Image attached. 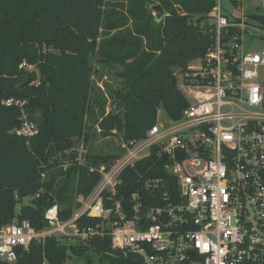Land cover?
<instances>
[{
    "label": "trees",
    "instance_id": "obj_1",
    "mask_svg": "<svg viewBox=\"0 0 264 264\" xmlns=\"http://www.w3.org/2000/svg\"><path fill=\"white\" fill-rule=\"evenodd\" d=\"M157 4L165 11L160 19ZM215 5L216 0H0V229L18 218L41 231L53 204L61 220L73 216L75 194H90L101 179L89 166L109 165L117 156L90 152L92 136L144 137L161 107L180 118L188 99L175 73L207 51L211 38L199 32ZM250 18L264 28V14ZM28 66L38 77L20 86ZM103 72L116 75L122 86L106 82L103 91L94 79ZM110 97L114 108L107 111ZM9 98L25 101L36 135L13 132L22 114L19 105L4 104ZM82 143L85 162L79 164ZM154 160L151 155L143 163ZM66 161L71 164L64 169ZM128 171L122 175L132 188L136 175ZM99 220L82 215L78 223ZM16 250L17 260L0 264H68L72 254L85 264H143L135 254L114 249L108 234L86 244L51 235Z\"/></svg>",
    "mask_w": 264,
    "mask_h": 264
},
{
    "label": "built area",
    "instance_id": "obj_2",
    "mask_svg": "<svg viewBox=\"0 0 264 264\" xmlns=\"http://www.w3.org/2000/svg\"><path fill=\"white\" fill-rule=\"evenodd\" d=\"M226 1L216 0L202 23L211 38L205 54L175 73L188 99L180 118L158 111L144 137L117 136L112 163L89 166L101 179L90 194H75L73 216L61 220L53 204L41 231L15 218L0 229V259L15 261L17 247L51 235L86 244L108 234L114 249L143 264H264V48H246L249 22ZM3 102L21 108L14 133H38L25 101ZM77 151L84 164L83 143ZM126 170L136 175L132 188ZM82 215L100 220L79 224Z\"/></svg>",
    "mask_w": 264,
    "mask_h": 264
},
{
    "label": "rangeland",
    "instance_id": "obj_3",
    "mask_svg": "<svg viewBox=\"0 0 264 264\" xmlns=\"http://www.w3.org/2000/svg\"><path fill=\"white\" fill-rule=\"evenodd\" d=\"M240 4L238 7L233 8V12L238 16L247 19L248 25L247 29L248 35L245 38V46L249 50L258 51L264 48V28L259 26V24L252 20L250 17L254 14H264V0H253L252 3H249L248 0H239ZM224 4H228V1L224 0ZM156 15V12L154 11ZM165 15V13H164ZM163 15V17H164ZM206 22L203 20L202 23ZM96 58V57H95ZM119 68V67H116ZM29 71L35 70L33 66L28 67ZM115 69V68H114ZM104 73V72H103ZM95 82L103 89V91L107 92L108 89L105 86V83H109L111 87L118 88L122 86V82L116 75L111 72H106L104 75H100L96 73L94 75ZM179 88L182 89L181 84H179ZM114 108V98L110 97L108 103L106 105L107 111H110ZM160 117H164L166 115V111L164 108L159 109ZM100 131V128H97V132ZM117 136L110 137H101L99 134L96 136H92L89 142L88 149L92 153H115L117 151L116 145L118 144ZM26 202L28 200H25ZM20 205H18V208ZM67 244H76L74 239L66 238L63 240ZM68 264H85L81 259L76 260L75 255H71V258L68 261ZM92 264H98V262H94Z\"/></svg>",
    "mask_w": 264,
    "mask_h": 264
},
{
    "label": "water",
    "instance_id": "obj_4",
    "mask_svg": "<svg viewBox=\"0 0 264 264\" xmlns=\"http://www.w3.org/2000/svg\"><path fill=\"white\" fill-rule=\"evenodd\" d=\"M248 2L252 3L253 0H248ZM153 9L156 12V16H157L158 19L163 17L165 11H164L163 7L160 4L153 5ZM190 22H191L192 25L194 24L193 19H191ZM199 34H200L201 37L203 36V32L202 31H200ZM37 77H38V73H37L36 70L29 71L27 73L26 77L24 78V80L20 83V86H24V85L29 84L33 80L37 79Z\"/></svg>",
    "mask_w": 264,
    "mask_h": 264
}]
</instances>
